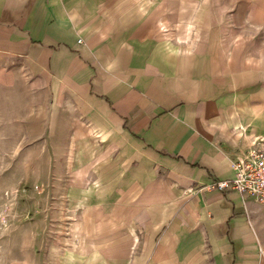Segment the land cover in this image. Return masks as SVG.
Here are the masks:
<instances>
[{"label":"crops","instance_id":"0c3cea01","mask_svg":"<svg viewBox=\"0 0 264 264\" xmlns=\"http://www.w3.org/2000/svg\"><path fill=\"white\" fill-rule=\"evenodd\" d=\"M263 15L264 0H0V56L36 72L95 206L77 264H264V206L208 186L264 148Z\"/></svg>","mask_w":264,"mask_h":264},{"label":"rangeland","instance_id":"374dc122","mask_svg":"<svg viewBox=\"0 0 264 264\" xmlns=\"http://www.w3.org/2000/svg\"><path fill=\"white\" fill-rule=\"evenodd\" d=\"M49 104L27 60L0 56V264H77L94 243L95 206Z\"/></svg>","mask_w":264,"mask_h":264},{"label":"built area","instance_id":"2783aa9c","mask_svg":"<svg viewBox=\"0 0 264 264\" xmlns=\"http://www.w3.org/2000/svg\"><path fill=\"white\" fill-rule=\"evenodd\" d=\"M234 175L213 180L209 187L219 191L235 190L243 204L251 197L264 206V148L254 147L232 160Z\"/></svg>","mask_w":264,"mask_h":264}]
</instances>
